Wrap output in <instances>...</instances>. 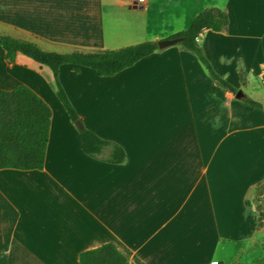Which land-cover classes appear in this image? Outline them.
<instances>
[{"label": "crops", "instance_id": "obj_1", "mask_svg": "<svg viewBox=\"0 0 264 264\" xmlns=\"http://www.w3.org/2000/svg\"><path fill=\"white\" fill-rule=\"evenodd\" d=\"M208 8L228 25L198 42L240 98L174 45L108 77L62 65L79 116L71 122L51 70L23 55L8 64L0 48V89L26 85L51 111L43 167L0 169V264H78L105 243L128 264H234L264 248L255 200L264 183V0H146L140 9L0 0V34L59 53L114 50L169 39ZM79 124L120 145L124 161L84 154Z\"/></svg>", "mask_w": 264, "mask_h": 264}, {"label": "trees", "instance_id": "obj_2", "mask_svg": "<svg viewBox=\"0 0 264 264\" xmlns=\"http://www.w3.org/2000/svg\"><path fill=\"white\" fill-rule=\"evenodd\" d=\"M228 25L226 13L217 8L204 9L191 19L187 29L169 37L180 39L177 44L192 53L202 64L209 77L222 88L236 90L220 78L206 59L198 42L204 30L219 32ZM0 48L8 64H13L17 55H23L48 67L54 78L55 95L71 122L79 116L62 88L58 73L62 65L89 68L100 77L112 76L158 51L157 41H144L114 50L66 53L41 49L36 43L0 34ZM243 102L258 106L251 99ZM51 111L49 106L28 86L18 85L11 90L0 89V169L39 170L43 167L48 142ZM80 147L89 157L109 164H121L125 152L120 145L103 139L83 125H78ZM259 213V220H261ZM78 264H128L126 257L113 244L105 243L79 253ZM264 264V259L254 261Z\"/></svg>", "mask_w": 264, "mask_h": 264}, {"label": "rangeland", "instance_id": "obj_3", "mask_svg": "<svg viewBox=\"0 0 264 264\" xmlns=\"http://www.w3.org/2000/svg\"><path fill=\"white\" fill-rule=\"evenodd\" d=\"M50 50H60L57 47H48ZM256 205L260 210L261 217L264 218V183L256 187ZM262 210V211H261ZM260 237V233L258 234ZM264 259V248H259L256 253L237 254L234 256V264H254L256 260Z\"/></svg>", "mask_w": 264, "mask_h": 264}, {"label": "water", "instance_id": "obj_4", "mask_svg": "<svg viewBox=\"0 0 264 264\" xmlns=\"http://www.w3.org/2000/svg\"><path fill=\"white\" fill-rule=\"evenodd\" d=\"M140 8H142V7H138V9H140ZM179 41H180V39H164V40H160V41H157V48L159 50H162V49L177 45L179 43ZM241 96H242L241 91H237L235 93V97L236 98H240ZM78 122H79V120H77V123Z\"/></svg>", "mask_w": 264, "mask_h": 264}, {"label": "built area", "instance_id": "obj_5", "mask_svg": "<svg viewBox=\"0 0 264 264\" xmlns=\"http://www.w3.org/2000/svg\"><path fill=\"white\" fill-rule=\"evenodd\" d=\"M126 2L130 7L133 8H138V7H143L146 3V0H122ZM263 84H264V76H263Z\"/></svg>", "mask_w": 264, "mask_h": 264}]
</instances>
